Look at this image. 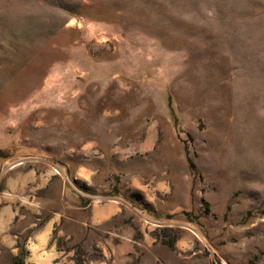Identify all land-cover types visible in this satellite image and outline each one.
I'll return each instance as SVG.
<instances>
[{"label":"rangeland","instance_id":"obj_1","mask_svg":"<svg viewBox=\"0 0 264 264\" xmlns=\"http://www.w3.org/2000/svg\"><path fill=\"white\" fill-rule=\"evenodd\" d=\"M40 242L264 264V0H0V264Z\"/></svg>","mask_w":264,"mask_h":264},{"label":"crops","instance_id":"obj_2","mask_svg":"<svg viewBox=\"0 0 264 264\" xmlns=\"http://www.w3.org/2000/svg\"><path fill=\"white\" fill-rule=\"evenodd\" d=\"M39 248L41 250L43 248V245L41 244V242L38 245V248L36 247V249H35V255L32 257L33 260H34V262H35V264H40L44 259L48 258L47 256L44 258L43 254H41V250Z\"/></svg>","mask_w":264,"mask_h":264},{"label":"bare ground","instance_id":"obj_3","mask_svg":"<svg viewBox=\"0 0 264 264\" xmlns=\"http://www.w3.org/2000/svg\"><path fill=\"white\" fill-rule=\"evenodd\" d=\"M13 164V163H12Z\"/></svg>","mask_w":264,"mask_h":264}]
</instances>
